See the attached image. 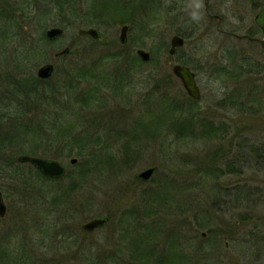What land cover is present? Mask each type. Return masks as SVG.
I'll list each match as a JSON object with an SVG mask.
<instances>
[{
    "label": "rangeland",
    "instance_id": "374dc122",
    "mask_svg": "<svg viewBox=\"0 0 264 264\" xmlns=\"http://www.w3.org/2000/svg\"><path fill=\"white\" fill-rule=\"evenodd\" d=\"M80 2V10L84 13L92 0ZM238 2L225 1L220 9L231 25L236 21L233 11ZM120 3V0H112V21L96 26L100 38L94 43L87 40V36L78 35L79 28H89L84 25L87 16H79L70 0H0V95L10 96L13 105H26V98L16 90L18 80L28 79L31 74L37 77L38 69L51 62L56 72L38 83L40 91L44 92V86H52L59 89L58 93L75 96L61 88L60 72L67 59L56 54L72 46L77 52L76 57L83 47H89L88 66L93 65L99 76L90 87L100 89L95 90L92 105L84 109L78 106L70 112H74L71 114L74 121L83 126L79 128L90 133L95 151L101 155L111 154L115 159L111 165L103 164L105 167L88 180L82 195L90 205L74 216H65V222L59 221L57 216L46 217V211L34 207L31 199L22 195L10 198L1 190L8 211L4 217L0 216V264H87V255H92L96 264H100L101 256V264H139L140 256L131 248L132 237L139 233L138 216L144 224H154L159 217L166 219L167 228L161 231L162 234L155 238L153 235V240L146 242L149 249L156 252V256L145 260L147 264H161L158 260L164 255H167L164 264H206L203 249L216 247L213 242L220 240V227L227 223L236 225L237 220L243 223L231 247L249 253V249H264V164L257 156L264 152V51L253 44H239L241 42L219 31L216 22L205 24L185 45L189 65L196 69L202 92L201 99L192 103L170 63L173 58L169 49L175 29L169 20L164 17L154 24V11L146 13L144 10L142 21L147 26L131 28L128 43L122 44L119 41L122 23L113 20L114 15L120 16ZM11 4L17 10L8 18V14L2 12H6ZM249 6L246 4L240 9L246 13L245 24H250L256 14L249 11ZM60 7L65 9L64 12ZM46 10L49 13L44 15L42 11ZM105 17L104 13L101 18ZM138 20L142 23L141 17ZM56 26L64 28L63 35L53 42L40 41L49 28ZM37 45L38 55L31 52L32 55L26 56L29 49L32 51ZM138 48L151 52L154 62L137 65L134 56ZM167 76L169 98L174 107L181 109L174 115V122L176 117L188 118V113L196 112L199 117L196 121L200 124L195 131L202 137H180L167 129V123L162 137L152 128L144 132L145 117L149 115V119L156 120L152 111L161 113L163 109L159 96L153 102L150 92L156 80ZM104 78L110 81L105 83ZM77 81H81L82 89L87 86L86 82ZM166 108L169 110V105ZM14 112L17 113L16 109ZM180 112L186 116H181ZM204 125L215 130L212 134L205 132ZM161 142L165 146L160 147ZM128 143V152L134 155L129 159ZM24 149H30L25 140L8 148L7 155L23 154ZM68 149L58 156L25 153L59 160L67 174L75 169L72 158L79 162L85 160L76 154V148L72 155H67ZM9 157L4 159L8 161ZM6 161L1 159L0 165L7 164ZM151 166L158 167L154 177L147 182L138 180V173ZM210 166L231 168L233 173L214 178L206 175L205 169ZM65 175L61 177L64 183L69 180L64 178ZM2 176L0 183L7 185L10 174ZM44 185L46 189L52 188L50 183ZM163 185L169 186L170 194L164 202L151 204L156 212L153 216L147 217L140 210L139 215H130L128 220L123 216L131 208H138L142 203L140 196L145 191H160ZM89 190L98 196L93 198ZM241 190L243 192H239ZM117 195L119 203L113 201ZM161 213L167 216H160ZM102 216H110L105 226L92 232L83 229L85 222ZM244 217L251 219L245 221ZM253 218L256 223H252ZM197 222L204 227L197 229ZM62 226L66 228L65 232L71 233L70 237L61 236ZM250 231L261 234L250 235ZM203 232L208 236L204 237ZM171 238L176 240L177 251L168 249ZM224 242L221 241L219 247H224ZM3 251L5 255H2ZM262 253L264 255V251ZM21 256L26 263H18Z\"/></svg>",
    "mask_w": 264,
    "mask_h": 264
},
{
    "label": "trees",
    "instance_id": "16d2710c",
    "mask_svg": "<svg viewBox=\"0 0 264 264\" xmlns=\"http://www.w3.org/2000/svg\"><path fill=\"white\" fill-rule=\"evenodd\" d=\"M61 9V12H64L65 9L60 7V10ZM42 12L44 15L49 13L47 10ZM2 13L8 14V18L14 16L12 12ZM4 34L5 33L3 32V35ZM85 38L94 43L98 42L99 40L93 39L90 36ZM46 40H48V42H53V40H49L46 35L43 34L40 41ZM38 48L39 45L34 46L32 51L30 48V54L27 52L26 56L29 57L32 55L31 52H33L35 55H38ZM70 48L71 51L68 54L62 55L65 57V59H67V61H65L67 64L60 72L62 75L61 88L66 92L75 93V96L72 97L71 95H66L65 93H58L57 91L59 89H56L52 86H44V92L42 93L38 83L44 80L40 79L38 76L35 77L33 74H31L28 79H24L22 77L20 80H18L19 82L16 86L17 92H20L22 96L26 98V105H13L14 100H11L9 98L10 96L7 97L5 94L0 95V112H2L0 113V160L3 159L6 161L7 157H9L7 155L9 154L7 149L13 146H18V143L24 140L27 145H29L30 149H24L22 151H29L28 153H41L43 155L58 156L61 154V151L63 153L65 149L69 147L67 155H72L76 148V154L80 155L82 158H85L84 161H78L74 165V172H70L65 175L64 178L69 179L65 183L62 181V178L53 179L46 177L31 163L21 162L19 160V156L28 154L22 151L21 152L23 154H16L19 153L16 152L10 155L11 157H9L8 161H6L7 164L3 166L0 165L1 176L2 174H10L7 185H2L0 183V190L4 191L5 194H7L10 198L22 195L23 198L31 199L33 201L34 207L41 209L43 212L46 211V217L54 218L57 216L59 221L62 222H65L63 221L65 216L69 217L68 214L74 216L80 209L86 208L88 204L90 205V201H84L82 195L86 189L85 186L88 180L93 176L94 173H97V170H100L101 168H104L105 166L111 165L115 162V159L111 154L105 153L104 155H101L95 151L96 149L93 148V142H90V133L88 130L80 129L79 127L83 126H80V123L74 121L72 118L74 115L71 114L74 112L70 111L72 109L77 110L76 107L78 106H81L84 109L86 106L92 105L95 99V90H99L100 88L90 87L94 79H99V76L94 72V66H88L87 63V59L90 58V48L83 47L76 57L74 54L77 52L74 51L72 46ZM134 59L137 65H145L138 55H135ZM153 59L154 58L152 57L150 62L153 63ZM72 79L73 81H69ZM77 80L86 82L87 86L82 89L79 85L81 81ZM104 80L105 83L110 81L109 78H104ZM167 80H169V76L164 77L162 80H156V84L153 86L150 92L153 102L156 97L159 96V103L163 105V109L161 113H157L155 109L152 111L153 114L157 116L156 120L149 119V115L145 117L147 120H144L146 122L144 123V132L147 133V130H151L152 128L158 135L162 137L161 134H163L164 130L166 129L165 124L167 123L169 126L167 129L180 135V137L185 136L192 137L194 139L202 137L200 133L195 131V128L200 124L199 121H196L199 118L196 115V112L195 114L188 113V118H180V116L176 117L174 122V115L179 114V110L181 109H179V106L174 107L169 98ZM13 95L14 93L11 92V96ZM19 98H21V96L18 95V101L21 100ZM188 98L190 102L195 103V100L192 97L189 96ZM23 104H25V101ZM167 105L170 107L169 110L166 108ZM49 107H51V109H49ZM52 107H54V109H52ZM14 109H16L17 113L14 112ZM64 110H66V112ZM52 112H55L56 115H53ZM180 114L181 116H186L182 112H180ZM169 121L172 124H169ZM203 127L204 131L210 134H212V131L215 130L210 125H204ZM204 134L205 133H203V136ZM127 145H129V143L126 144V150L128 154L127 156H129L127 159H129L134 155L131 152V154H129ZM163 146L165 145L163 142H161L160 147ZM257 156L258 159L264 164V152L263 155L257 153ZM4 157H6V160ZM103 164L106 165L104 166ZM205 171L206 175L214 178H219L229 173L220 167L213 166L207 167ZM137 179L140 180L138 177ZM45 183L52 184V188L46 189L44 185ZM239 192L243 191L241 190ZM169 194L170 190L168 185H163L160 191L147 190L145 191L144 195H141L142 197L140 196L142 203H140L138 208H131L130 211L124 212L123 216L128 220L130 215H139L140 213L138 210H140L144 211L143 213L147 217H151L156 213L151 204L155 205L157 203L164 202L166 196H169ZM91 196L96 198L98 194L93 191L91 192ZM173 196L175 198L174 194ZM119 200L120 197L117 195L114 197L113 201H115V203H119ZM160 206H164V204H161ZM70 210L72 212H70ZM160 216L167 215L161 213ZM108 217L110 218V216ZM136 218V227H138L137 231L139 233L135 237H132L131 248L135 250L137 254H139V264H147L144 263L145 260L147 261L148 259L156 256V252L154 250V254V252L149 249V243L146 244V242H148V240L149 242L152 241L153 235L155 238L158 237L159 234H162L161 231L167 228L166 219L164 217H159L154 224H144L143 220H141L139 216ZM195 227L197 229H201L204 227V224L197 222ZM62 228L64 232H62L61 236H64L65 239L66 237H70L71 233L65 232L66 228L64 226H62ZM122 228L123 230L125 229V227ZM142 231L143 233H140ZM77 242L80 243L79 240ZM72 245L73 244H71V246ZM168 247H170L168 248L169 250H176V240H172L171 238L169 240ZM2 255H5V251H3ZM111 257L112 256H109L108 258L111 259ZM163 257L165 258L167 255H164ZM164 258L159 257L158 261L161 264H164ZM18 259V263H26L23 256L19 257ZM86 259L87 264L97 263V260L93 258L92 255H87ZM102 259L103 258L101 256L99 260L100 264ZM112 259L114 260V256Z\"/></svg>",
    "mask_w": 264,
    "mask_h": 264
},
{
    "label": "flooded vegetation",
    "instance_id": "af4514ba",
    "mask_svg": "<svg viewBox=\"0 0 264 264\" xmlns=\"http://www.w3.org/2000/svg\"><path fill=\"white\" fill-rule=\"evenodd\" d=\"M80 1L81 0H70V2L73 4L74 7L73 10L77 12L79 16H81V14H85L87 16V21L84 24L85 26H89V28L93 27L98 29L96 26H98L101 23H105V24L111 23L112 15L110 12L112 8V0H92V2L89 3V7H86V12L84 13H82L80 10V5H79L81 3ZM120 1L121 3L118 4L119 6H121L120 16L114 15L113 20L114 22L119 20L122 23V27L128 26V41H129V31L131 30V28L136 26L143 28L145 27V25L147 26V24H145L144 21H142V17L144 18L145 16L144 15L145 13H143V11L145 10L146 13L149 11H154V15H153V18L155 19V22H153L154 24L159 22L164 17H166L167 21L169 20L168 23L175 29V33L171 38V46L169 49V54L173 58V60L170 63H172L173 66L175 64H183L189 66L191 70L195 72V74H196L195 67L189 65L190 57L185 52V45L193 39L194 37L192 36L193 33L203 28L205 24H209V22L212 23L216 22V26L219 31L223 32L228 36H231L233 39H235V41L241 42L239 44L242 43L253 44L255 46H258L262 51H264V31L256 22V17L258 13L264 7V0H239L238 2L239 4L237 6L236 11H233L234 19L236 20L235 23H233V25L227 23L226 18L228 17L220 11L222 4H224V2L228 0H120ZM246 4L250 5L249 11H251L253 14L256 12L254 18L250 20V24H245L247 20V16L244 17V15H246V13H244L243 10H240L241 7L242 8L243 6L245 7ZM16 10L17 7L13 6L12 4L5 9L6 12H12V13L15 12ZM246 11L247 10H245V12ZM104 13L106 17L101 18L102 16H104ZM140 17L142 23L140 22V20H138L140 19ZM175 36H179L183 38L184 42L182 45L177 46L174 52L171 53L170 50L172 47V39ZM128 41L125 44H127ZM151 58H152V54H151ZM220 168L223 169L224 171L229 172L228 174L233 173L231 172V168L228 169H224L222 167ZM2 196H3V192H2ZM243 219L245 221L246 220L249 221L251 217H244ZM253 219L254 221L252 223H256V219L255 218ZM241 223L243 222L237 220L236 225H233L234 223L232 224L227 223L224 227H220V230H218L219 231L218 235L220 236V240L219 242L216 240L213 242L214 246L216 247L203 249V252H205L203 260L206 262V264H264V255L262 253L264 249L261 248L249 249L248 251H251V253H249L243 251V249L241 248L231 247L232 245L231 243L237 240L236 238L240 230ZM254 226L255 225H253L252 227ZM202 234L204 237L208 236L207 232H203ZM249 234L250 235L253 234L256 236V234H261V233L250 231ZM221 241H225L224 247H219ZM239 260H241L240 263H236Z\"/></svg>",
    "mask_w": 264,
    "mask_h": 264
},
{
    "label": "water",
    "instance_id": "95a60500",
    "mask_svg": "<svg viewBox=\"0 0 264 264\" xmlns=\"http://www.w3.org/2000/svg\"><path fill=\"white\" fill-rule=\"evenodd\" d=\"M257 24L264 31V7L260 10L256 17ZM64 34L63 27H51L46 31V36L50 40H54L59 36ZM78 34L80 36H90L93 39L100 38V32L96 28H80L78 30ZM119 41L122 44H125L128 41V26L122 27L120 31ZM183 38L179 36H175L172 39V47L170 52L173 53L175 48L179 45L183 44ZM71 51L70 47H65L61 51H59L56 55H66ZM138 56L142 59L143 62L147 63L151 60V53L143 48H138L136 50ZM55 70V66L53 63L49 62L42 65L37 72V75L41 79L50 78ZM173 73L175 76L181 81L183 87L187 91L188 95L195 100H200L202 97L201 89L198 85V81L196 78V74L189 66L183 64H175L173 66ZM19 160L21 162L31 163L37 169H39L46 177L49 178H61L66 174V167L59 160L45 158L40 156H33L30 154H23L19 156ZM78 161L77 158H72L71 163L76 164ZM157 166L148 167L138 173V178L144 182L150 181L155 172L157 171ZM7 213V205L3 199L2 192L0 191V216L4 217ZM109 221V217H94L91 220L85 222L82 227L84 230L92 232L98 228L105 226Z\"/></svg>",
    "mask_w": 264,
    "mask_h": 264
}]
</instances>
